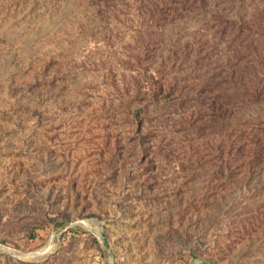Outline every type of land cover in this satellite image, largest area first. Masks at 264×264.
Here are the masks:
<instances>
[{
  "label": "rangeland",
  "instance_id": "374dc122",
  "mask_svg": "<svg viewBox=\"0 0 264 264\" xmlns=\"http://www.w3.org/2000/svg\"><path fill=\"white\" fill-rule=\"evenodd\" d=\"M0 264H264V0H0Z\"/></svg>",
  "mask_w": 264,
  "mask_h": 264
}]
</instances>
